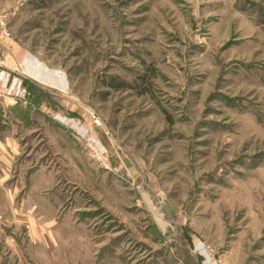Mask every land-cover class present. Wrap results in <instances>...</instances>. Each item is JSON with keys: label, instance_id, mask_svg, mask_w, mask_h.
I'll list each match as a JSON object with an SVG mask.
<instances>
[{"label": "rangeland", "instance_id": "obj_1", "mask_svg": "<svg viewBox=\"0 0 264 264\" xmlns=\"http://www.w3.org/2000/svg\"><path fill=\"white\" fill-rule=\"evenodd\" d=\"M0 16L12 66L25 51L63 82L35 107L0 92V264H264V0ZM45 111L80 117L111 164Z\"/></svg>", "mask_w": 264, "mask_h": 264}, {"label": "crops", "instance_id": "obj_2", "mask_svg": "<svg viewBox=\"0 0 264 264\" xmlns=\"http://www.w3.org/2000/svg\"><path fill=\"white\" fill-rule=\"evenodd\" d=\"M3 38V37H2ZM4 40V39H3ZM0 41H1V38H0ZM3 45L0 44V69L1 67L4 68V69H7L8 71L10 72H15V67L12 66V64L10 63L8 57L11 56V53L9 50H10V47L6 41V39L4 41H1ZM2 48V49H1ZM15 57H16V60H17V64L18 62L20 61H23V67L27 70V72L29 73L28 75H26L25 77H23V80H24V90H25V97L24 99H21L22 101L24 102H27L25 103V107H35V105L37 106L38 104L41 105L42 103V100H43V97L41 96L42 94V90H45L47 89V86L48 87H52V88H57V89H60L61 90V87L63 85V82L62 80L58 83L54 82L53 78H52V70L50 68H48L47 66H44L43 64L41 65H37L33 58H28L26 57V53L25 51L23 53L19 52V50L17 51V53H14ZM32 60V61H31ZM26 61V62H25ZM25 62V63H24ZM11 64V65H9ZM22 66V65H21ZM36 80L39 82L37 83ZM41 82V83H40ZM40 84V85H39ZM36 85L39 86L41 89V91L39 92L40 94H37L35 89L36 88ZM21 100H18V101H14V102H9L8 103V106L10 108H14V107H17L20 103L19 101ZM43 106V104H42ZM40 108V107H39ZM44 112V111H43ZM48 118L47 120H52L53 121L55 120L56 122H58V124L62 125L63 127L69 129V130H72V132L74 133V130L72 128H70L68 125H65L63 123H60L59 121V118L60 117H67L73 121H77L78 123H83L81 119H79L80 117L76 116L75 114L69 112V113H59L58 111L57 112H53V113H48V111H45ZM50 114V115H49ZM53 115V116H52ZM52 121V123H54ZM52 127H54L52 124H50ZM89 125V124H88ZM90 126L92 127V123H90ZM91 136L101 144L103 145V147H105L106 145L102 142V140L100 138H98L93 132L91 133ZM84 143V142H83ZM9 143L7 142V145ZM14 145L15 143L13 144L12 148H14ZM85 145V143H84ZM9 146V145H8ZM86 147V145H85ZM87 148V147H86ZM106 148V147H105ZM107 149V148H106ZM105 157L107 158V160L105 159L104 157V162L105 164H108L107 162H109L111 164V160L109 158V156H107L106 152H105ZM112 169V168H111ZM109 170V168H108ZM189 260V259H188ZM186 262V261H185ZM187 263V262H186ZM189 264V263H187Z\"/></svg>", "mask_w": 264, "mask_h": 264}, {"label": "built area", "instance_id": "obj_3", "mask_svg": "<svg viewBox=\"0 0 264 264\" xmlns=\"http://www.w3.org/2000/svg\"><path fill=\"white\" fill-rule=\"evenodd\" d=\"M0 26H1L0 32L4 35H8V31L5 28L4 16H0ZM21 65L22 62L21 61L18 62V65L15 68V72H10L4 68L0 69V92L3 94V96L11 98L14 101L24 99L25 97V90L23 87V77L28 74H27V70ZM23 70L25 72V75ZM90 118L97 125L101 123L99 117L93 111H90ZM59 121L60 123L68 125L70 128H72L76 136L85 143V145L89 150L90 155L100 163L105 164L103 158V156L105 155V148L90 135L87 127L65 116L60 117Z\"/></svg>", "mask_w": 264, "mask_h": 264}, {"label": "water", "instance_id": "obj_4", "mask_svg": "<svg viewBox=\"0 0 264 264\" xmlns=\"http://www.w3.org/2000/svg\"><path fill=\"white\" fill-rule=\"evenodd\" d=\"M163 210H166L170 214V207H169V204L168 203H166V205L163 208Z\"/></svg>", "mask_w": 264, "mask_h": 264}, {"label": "trees", "instance_id": "obj_5", "mask_svg": "<svg viewBox=\"0 0 264 264\" xmlns=\"http://www.w3.org/2000/svg\"><path fill=\"white\" fill-rule=\"evenodd\" d=\"M186 262L190 264V261L188 259H186Z\"/></svg>", "mask_w": 264, "mask_h": 264}, {"label": "bare ground", "instance_id": "obj_6", "mask_svg": "<svg viewBox=\"0 0 264 264\" xmlns=\"http://www.w3.org/2000/svg\"><path fill=\"white\" fill-rule=\"evenodd\" d=\"M147 197V196H146Z\"/></svg>", "mask_w": 264, "mask_h": 264}]
</instances>
